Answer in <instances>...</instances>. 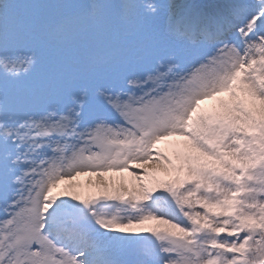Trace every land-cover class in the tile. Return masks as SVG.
<instances>
[{
  "label": "snow or ice",
  "instance_id": "1",
  "mask_svg": "<svg viewBox=\"0 0 264 264\" xmlns=\"http://www.w3.org/2000/svg\"><path fill=\"white\" fill-rule=\"evenodd\" d=\"M0 264H264V0H0Z\"/></svg>",
  "mask_w": 264,
  "mask_h": 264
},
{
  "label": "rangeland",
  "instance_id": "2",
  "mask_svg": "<svg viewBox=\"0 0 264 264\" xmlns=\"http://www.w3.org/2000/svg\"><path fill=\"white\" fill-rule=\"evenodd\" d=\"M225 95H226V94H225ZM201 106H202V107H205V106L211 107V106H213V101H205V102L202 103ZM80 178H81V177H80ZM90 180H91V179H90ZM77 183H79V184H81V185H83V184L88 185V183H84V182H82V181L79 182V178H78ZM81 189H83V188H82V187L79 188L78 191H80L82 194H87V193H84L83 190H81Z\"/></svg>",
  "mask_w": 264,
  "mask_h": 264
},
{
  "label": "bare ground",
  "instance_id": "3",
  "mask_svg": "<svg viewBox=\"0 0 264 264\" xmlns=\"http://www.w3.org/2000/svg\"><path fill=\"white\" fill-rule=\"evenodd\" d=\"M124 177H127L129 180H128V182L129 181H131L132 180V177L129 175V173H126L125 175H124ZM93 180V179H92ZM132 184H133V180H132ZM82 188L83 189H81V190H83V192L84 193H89V191L91 190L90 188H89V186L88 185H85V184H83L82 185Z\"/></svg>",
  "mask_w": 264,
  "mask_h": 264
}]
</instances>
